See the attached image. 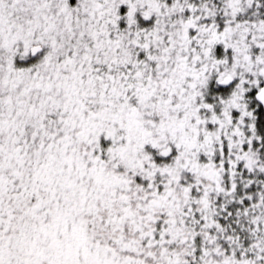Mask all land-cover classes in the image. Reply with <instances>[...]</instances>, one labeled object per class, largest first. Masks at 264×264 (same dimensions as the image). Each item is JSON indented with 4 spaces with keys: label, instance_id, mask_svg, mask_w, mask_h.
Segmentation results:
<instances>
[{
    "label": "snow or ice",
    "instance_id": "1",
    "mask_svg": "<svg viewBox=\"0 0 264 264\" xmlns=\"http://www.w3.org/2000/svg\"><path fill=\"white\" fill-rule=\"evenodd\" d=\"M0 264H264V0H0Z\"/></svg>",
    "mask_w": 264,
    "mask_h": 264
}]
</instances>
